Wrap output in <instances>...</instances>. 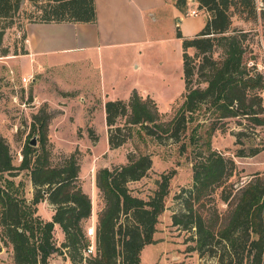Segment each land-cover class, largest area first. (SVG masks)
Masks as SVG:
<instances>
[{
	"label": "trees",
	"instance_id": "1",
	"mask_svg": "<svg viewBox=\"0 0 264 264\" xmlns=\"http://www.w3.org/2000/svg\"><path fill=\"white\" fill-rule=\"evenodd\" d=\"M22 0H0V43ZM34 7L36 21H96L94 0H27ZM264 4V0H261ZM199 9L208 15L201 30L181 39L184 90L172 104H177L169 119H164L156 102L132 90L127 100H106L103 104L109 148L122 145L138 126L137 134L156 142L171 140L180 150L186 149L182 136L188 123L201 108L209 110L210 122L192 128L190 143L198 146L192 164V184L179 194L183 211L172 216L173 225L194 230L192 249L199 254H216L218 264H264V173H256L241 187L227 184L236 166L231 158L212 149L209 138L222 120L244 118L246 128L264 125V75L255 65L245 61L247 45L244 28L231 29L233 17L244 22H257L264 28V5L258 9L256 0H196ZM185 11L186 0H175ZM264 35V34H263ZM25 38V34L23 35ZM194 49L191 55L188 49ZM215 48L221 50L213 57ZM27 53L23 49L21 52ZM7 51H4V55ZM198 60V63L196 61ZM197 77L198 85H193ZM200 83H204L201 86ZM49 116L40 109L32 115L29 134H38V146L26 140L21 159L14 163L9 144L0 134V250L8 246L14 264H49L54 253L65 255L72 264H140L142 249L155 243L154 234L159 215L168 194L169 175H162L157 188L148 199L132 195L127 183L142 178L152 165L149 154L129 153L124 164L101 167L96 171L95 184L102 207L96 214L94 253L84 255L90 245L85 222L90 218L92 202L83 191L78 175V151L62 161L51 159ZM202 131L206 140L200 143ZM237 132V137L243 135ZM87 135L95 144L99 135L87 126ZM263 147L251 148L253 155ZM239 156L245 155L238 149ZM27 177L32 197L26 196ZM219 190V198L227 204L224 212L204 209L210 196ZM47 199L54 206L50 220L37 214V205ZM214 206V205H212ZM58 225L63 240L57 245L53 229ZM222 252L218 253V247Z\"/></svg>",
	"mask_w": 264,
	"mask_h": 264
},
{
	"label": "rangeland",
	"instance_id": "2",
	"mask_svg": "<svg viewBox=\"0 0 264 264\" xmlns=\"http://www.w3.org/2000/svg\"><path fill=\"white\" fill-rule=\"evenodd\" d=\"M22 1L20 9L13 17V25L6 29L0 43V134L9 144L14 163H19L21 148L26 140L34 138L36 140L34 146H38V134H29L30 123L32 115L43 109L49 116L48 135L52 162L56 164L74 150L78 151L80 165L78 181L83 191L90 196L92 206L97 212L102 207V199L95 184L96 171L101 167L111 168L126 163L129 153L149 154L152 159L150 169L139 180L127 183L131 194L148 199L157 188V181L162 175H169L170 181L164 210L156 224L154 234L156 241L142 249L140 264H218L217 253L199 254L192 249L193 229H184L172 223V216L183 211L179 194L183 195L182 189H188L192 184L193 158L199 148L189 142L191 130L199 122L204 124L210 122L209 110L201 108L195 113V118L188 123L185 136H182V141L186 142L184 151L180 150V143H172L169 139L159 143L146 135L137 134L138 126L132 128L131 136L122 145L109 148L105 137L107 127L102 106L103 97L97 93L92 83V86L89 84L87 76L89 69L79 62L32 69L28 60L20 56L22 54L19 52L23 51L24 24L36 21V18L30 15L36 12V7L27 0ZM128 1L130 5L127 4ZM256 2L258 9L263 7L261 0ZM125 3L130 10L128 21H107L105 13L97 21L100 29L105 30L107 24L131 28L130 38L147 40V44L141 47L147 49L144 56L147 55L149 69L141 71L131 68L123 56L119 55V62L115 65L117 85L109 90V94L111 98L126 97L125 88L133 84L154 98L159 112L164 114L163 118L169 119L180 102L173 107L170 103L183 90L184 85L181 42L170 29V21L166 16L151 8L154 0H125ZM188 5L184 12L183 25L186 31L194 34L198 31L194 30L205 21V14L207 16L208 13L204 9H199L197 5L192 3ZM192 10L197 14H190ZM232 21L231 29L244 28L248 31L244 40V44L247 45L245 53L247 65L249 67L255 65L264 75V28L260 20L244 22L238 16H234ZM4 51H7V55H4ZM14 53H18L19 56ZM188 53L192 55L194 49H188ZM220 54L221 50L215 48L212 55L218 58ZM124 69L128 73L122 72ZM123 73H126V78H122ZM23 77H26L27 81H23ZM198 80L196 76L193 78L194 86L199 84ZM262 94L264 96V91ZM240 122L247 123L242 117L222 120L219 128L209 138L212 149L225 158L233 159L236 169L226 183L232 184L235 188L241 187L254 174L264 173V149L256 154H249L251 148L264 146V125L244 129ZM88 125H91L99 135L95 144L87 135ZM239 131L244 133L237 137ZM200 133L203 137L201 136L199 142L202 143L206 140V135L202 131ZM238 149H244L245 155L239 156ZM23 180L26 185V196L31 198V183L25 176ZM210 197L204 209L208 211L213 207L211 211L216 209L219 213L224 212L227 204L219 198V190ZM52 210L54 213V206L47 199L37 205V214L43 220L51 219ZM95 223L96 220L90 217L84 228L95 226ZM61 232L58 225L54 226L53 240L57 245L63 240ZM217 247L218 253L223 251L220 245ZM0 264H14L8 246L1 247ZM49 264L72 263L64 253H54L49 258Z\"/></svg>",
	"mask_w": 264,
	"mask_h": 264
},
{
	"label": "crops",
	"instance_id": "3",
	"mask_svg": "<svg viewBox=\"0 0 264 264\" xmlns=\"http://www.w3.org/2000/svg\"><path fill=\"white\" fill-rule=\"evenodd\" d=\"M94 3L96 9V21L93 23L26 22L23 28L25 34V38L23 39V49L27 51V53L23 54L19 52V54H22L20 56H23L28 60L32 65V69L53 65L73 64L77 62L82 63L87 69H89L87 75L89 84L91 86L93 84L97 93L102 95L103 104L106 100H127L134 89L143 96H150L148 93L136 88L133 84H129L124 90L127 94L126 97L120 98L116 96L115 98H111L109 90L114 89L115 85H117V82L115 81V72L117 71V68L115 65L116 62H119V55L123 56L124 61H126L131 68L148 71L147 55H145L146 57L144 56L147 49L141 47L147 40L130 38L129 33L131 32V28L114 27L112 24H107L105 30L100 29V24L97 20L103 13H105L107 21L110 20V22L128 21L130 13V10L128 9V5H130L129 1L127 2L128 5L125 3V0H94ZM189 3L198 6L196 0H186L185 10H187ZM151 8L166 16L170 21V29L175 32L176 38L177 28L183 36H193L201 30L205 23V21L202 22L201 25L194 30H198L194 34L193 32L186 31L183 25L185 11H182L175 5V0H154V4ZM206 17L205 14V20ZM178 39L182 42L180 38ZM137 45L138 47H136ZM14 54L19 56L17 55L18 53ZM122 72L127 71L124 69ZM126 77V73H123L122 78ZM183 90L173 99L170 106L175 102ZM152 99L155 101L154 98ZM105 137L107 139V130ZM95 212V208L92 206L90 217L94 221L96 220L97 214V212ZM52 214L53 210L51 211V217ZM61 234L63 233L61 232Z\"/></svg>",
	"mask_w": 264,
	"mask_h": 264
},
{
	"label": "built area",
	"instance_id": "4",
	"mask_svg": "<svg viewBox=\"0 0 264 264\" xmlns=\"http://www.w3.org/2000/svg\"><path fill=\"white\" fill-rule=\"evenodd\" d=\"M190 14L196 15L197 12L195 10H192L190 12ZM22 80L23 81H27V78L26 77H23ZM86 235L90 238V245L84 251V255H89V254L94 253V235H95V230H94V226L93 225L86 227Z\"/></svg>",
	"mask_w": 264,
	"mask_h": 264
},
{
	"label": "water",
	"instance_id": "5",
	"mask_svg": "<svg viewBox=\"0 0 264 264\" xmlns=\"http://www.w3.org/2000/svg\"><path fill=\"white\" fill-rule=\"evenodd\" d=\"M23 2V1H22ZM36 144V140L34 139V138H32L31 140H30V145H35Z\"/></svg>",
	"mask_w": 264,
	"mask_h": 264
}]
</instances>
